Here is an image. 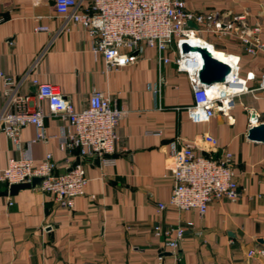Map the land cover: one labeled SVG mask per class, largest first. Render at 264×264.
Segmentation results:
<instances>
[{
    "label": "crops",
    "instance_id": "1",
    "mask_svg": "<svg viewBox=\"0 0 264 264\" xmlns=\"http://www.w3.org/2000/svg\"><path fill=\"white\" fill-rule=\"evenodd\" d=\"M91 1L77 0L82 8ZM185 4L196 15L241 17L243 29L260 28L257 38L264 45V0ZM35 27L48 30L35 32ZM198 33L203 38H194L211 46L218 60L238 56L241 76L264 72V50L249 55L233 34ZM93 45L83 28L57 14L53 0H0V72L13 80L6 86L0 79V115L12 111V94L29 95V110L42 111L49 138L28 146L37 134L36 127L28 125L15 145L0 122V170L9 159L25 154L36 166L48 152L54 174L81 162L89 180L85 195L74 199L72 209L60 208L39 189L9 196L8 187H0V264H264L257 253L248 256L251 250H264V144L247 138L250 112L255 113V124H264V91L258 90V81L248 83L249 91L233 99L226 115L216 111L208 121L194 123L187 115L192 90L171 51L159 55L142 47L133 65L107 71ZM160 57L169 62L162 63ZM33 78L56 86L76 111L86 107L92 91L110 94L122 112L113 166L101 167L99 157L80 158L77 149L59 145L53 137L73 129L49 113L47 101L37 99ZM205 135L218 142L210 154L213 159L223 150L232 153L235 181L242 190L239 199L213 201L203 216L169 207L157 214V204L166 203L173 188V163L167 156L171 146L193 143L201 153ZM186 222L193 226L175 255L152 236L155 224L184 227Z\"/></svg>",
    "mask_w": 264,
    "mask_h": 264
},
{
    "label": "built area",
    "instance_id": "2",
    "mask_svg": "<svg viewBox=\"0 0 264 264\" xmlns=\"http://www.w3.org/2000/svg\"><path fill=\"white\" fill-rule=\"evenodd\" d=\"M53 7L67 22L80 26L93 39V52L102 56L107 71L133 65L142 47L154 49L159 55L171 51L177 70L186 73L192 90L193 105L187 109V115L194 123L208 121L216 111L226 115L233 106V99L249 91V82L257 80L258 90L264 91V72L258 77L251 72L241 76L239 57L235 55H227L230 62L226 64L231 69L227 83L208 88L201 86L197 80L202 64L199 54L182 53V44L192 46L188 38L201 31L218 36L233 34L249 55L263 51L264 45L257 38L260 28L243 29L239 16L223 20L213 14L196 15L187 9L185 0H92L86 8H82L77 0H53ZM189 23L194 27H189ZM47 30V27L34 29L35 32ZM159 60L169 62L167 58L160 57ZM0 79L6 86L13 85V80L1 72ZM31 85L37 99L47 101L49 113L68 121L73 129L71 134L53 137L61 147L77 149L80 158L99 157L101 167L115 164L111 155L119 140L117 128L122 112L109 93L92 91L86 107L76 111L56 86L42 83L37 78L31 80ZM11 103L12 111L0 115L5 137L19 145L21 129L32 125L37 134L27 145L46 142L49 138L43 131L44 114L40 109L29 110V95L14 93ZM147 134L160 135V132ZM202 145L201 153H196L193 143L171 146L167 156L173 163L170 169L173 188L168 201L157 204V214L169 207L180 212L196 211L203 216L213 201L235 202L239 199L242 190L235 181L232 153L223 150L218 159H213L210 154L216 151L218 142L209 135L202 138ZM54 170L51 153H45L36 166L25 154L20 159L8 160L7 166L0 170V183L9 187L42 177L39 190L50 195L60 208L72 209L74 199L85 195L89 182L83 164L76 162L58 175L53 173ZM192 226V222H186L184 227L155 224L152 236L162 240L164 247L175 255L187 229ZM255 253L264 257V250H251L248 256Z\"/></svg>",
    "mask_w": 264,
    "mask_h": 264
},
{
    "label": "water",
    "instance_id": "3",
    "mask_svg": "<svg viewBox=\"0 0 264 264\" xmlns=\"http://www.w3.org/2000/svg\"><path fill=\"white\" fill-rule=\"evenodd\" d=\"M189 27H194L191 23ZM182 53L193 52L199 54L202 64L197 73V80L201 86L210 87L213 85L225 84L228 82L231 69L226 64L213 57L212 53L205 46H190L187 43L182 44ZM257 118L254 112H250V123L252 127L247 131V138L251 141L264 144V124H255ZM42 177H33L30 182L11 184L8 187V195L14 196L20 190L39 189L43 182ZM262 242V241H259ZM168 255V254H166Z\"/></svg>",
    "mask_w": 264,
    "mask_h": 264
},
{
    "label": "bare ground",
    "instance_id": "4",
    "mask_svg": "<svg viewBox=\"0 0 264 264\" xmlns=\"http://www.w3.org/2000/svg\"><path fill=\"white\" fill-rule=\"evenodd\" d=\"M194 36H195V35H191V36L188 38V40H187L188 43L191 44L192 46H197V45H198V46H203V45H201L200 40L195 39ZM196 37H197V36H196ZM204 46H205V45H204ZM207 48H208L209 50H213V48H212L211 46H208ZM213 57L217 59V57H215L214 55H213ZM217 60H218V59H217ZM219 60H220L221 62H223V61H225V60H226L227 62H230L228 58L219 59Z\"/></svg>",
    "mask_w": 264,
    "mask_h": 264
},
{
    "label": "trees",
    "instance_id": "5",
    "mask_svg": "<svg viewBox=\"0 0 264 264\" xmlns=\"http://www.w3.org/2000/svg\"><path fill=\"white\" fill-rule=\"evenodd\" d=\"M0 187L4 189V191L7 190V184L6 183H0Z\"/></svg>",
    "mask_w": 264,
    "mask_h": 264
},
{
    "label": "rangeland",
    "instance_id": "6",
    "mask_svg": "<svg viewBox=\"0 0 264 264\" xmlns=\"http://www.w3.org/2000/svg\"><path fill=\"white\" fill-rule=\"evenodd\" d=\"M196 36H197L198 38H203V35H201L200 33L196 34Z\"/></svg>",
    "mask_w": 264,
    "mask_h": 264
}]
</instances>
